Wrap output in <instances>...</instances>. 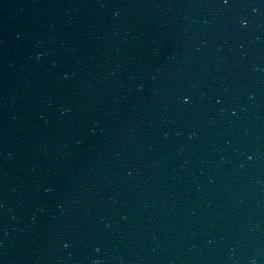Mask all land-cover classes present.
<instances>
[{
    "label": "water",
    "instance_id": "1",
    "mask_svg": "<svg viewBox=\"0 0 264 264\" xmlns=\"http://www.w3.org/2000/svg\"><path fill=\"white\" fill-rule=\"evenodd\" d=\"M0 264H264V0H0Z\"/></svg>",
    "mask_w": 264,
    "mask_h": 264
}]
</instances>
